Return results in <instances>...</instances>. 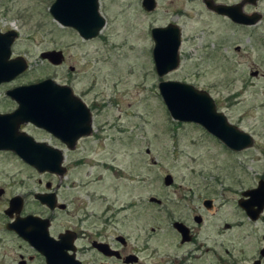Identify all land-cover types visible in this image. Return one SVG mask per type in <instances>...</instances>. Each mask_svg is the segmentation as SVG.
<instances>
[{"label":"rangeland","instance_id":"rangeland-1","mask_svg":"<svg viewBox=\"0 0 264 264\" xmlns=\"http://www.w3.org/2000/svg\"><path fill=\"white\" fill-rule=\"evenodd\" d=\"M203 1L156 0V9L146 13L140 0H101L106 25L96 38L85 41L50 17L47 9L52 0H0V28L17 33L12 57L28 64L9 87L46 79L57 84L72 80L73 92L95 108L94 126H118L126 144L133 143L119 156L123 168L128 169L136 156L141 158L143 179L147 174L159 179L168 174L178 189L191 186L196 190L200 184L197 175L218 174L222 186L218 183L207 190H245L255 175L264 172V42L259 44L257 39L264 27L257 29L255 40L246 39L241 32L235 35L230 21L208 11ZM247 8L264 16V0ZM169 23L181 30L180 63L175 71L158 78L150 30ZM236 45L239 51H235ZM53 50L64 54L63 66L40 59L42 53ZM254 71L260 76L252 77ZM160 81H178L207 92L230 124L253 137V146L233 153L199 126L173 121L158 92ZM9 87L0 88V111L11 108L3 100ZM37 173L14 154L0 152V188L5 190L0 197V264L12 247L3 213L7 200L23 192L21 184L27 178L35 179L29 182L34 186ZM225 175L232 179L225 180ZM163 188L161 180L153 186L144 183L141 189L146 195Z\"/></svg>","mask_w":264,"mask_h":264},{"label":"flooded vegetation","instance_id":"flooded-vegetation-1","mask_svg":"<svg viewBox=\"0 0 264 264\" xmlns=\"http://www.w3.org/2000/svg\"><path fill=\"white\" fill-rule=\"evenodd\" d=\"M208 1L214 6L222 5L204 0L206 9L212 13L206 6ZM258 1L234 0L231 5H223L233 10L240 8V13L247 19L256 17L257 20L252 24H242L214 14L229 20L235 35L241 32L246 39L255 40L257 29L264 27V23L258 27L264 16L255 10L248 12L247 6L255 7ZM100 2L98 0V13L106 25ZM50 6L47 9L49 15ZM169 25L175 24L155 28ZM9 31L12 30L0 28V34ZM263 37L264 34L257 36L259 44L264 42ZM234 49L240 50L238 45ZM61 54V62L54 65L56 67L64 65L65 57ZM13 59L11 52L9 60ZM68 70L74 73L73 67ZM251 76L257 77L260 73L254 71ZM16 78L1 83L0 88L9 87ZM68 81L67 84L56 83L70 90V94L58 96L56 107L72 109L74 100L78 101L82 111L84 107L88 113L90 131L76 139L69 134H63L60 139V135L56 137L31 123L19 125L18 135L58 151L61 159L58 172H38L34 186L29 182L35 179L27 178V182L21 184L23 192L7 200L5 210L9 208L10 201L17 197L21 205L18 213L12 212L9 216L4 214L7 218L6 234L12 243L4 264H264V172L255 175L247 189L237 192L227 188L207 190V186L221 185L222 176L218 174L197 175L200 184L196 190L191 186L184 190L178 189L168 174L160 176L161 179L158 175L147 174L143 179L140 157L134 156L128 169L118 163L119 156L129 145L121 137L123 130L114 125L96 128L92 114L94 106L86 104L81 96L76 95L72 90V80ZM28 85L31 84L12 85L5 90L3 100L11 108L0 111V115L11 114L18 108V103L7 92ZM69 99L71 101H67ZM71 111L79 113L78 110ZM66 121L60 123L66 124ZM25 128H30L32 132ZM34 133L47 138L42 139ZM0 152L16 156L12 151ZM125 170L129 173H124ZM166 177L171 178L169 185L165 184ZM224 178L228 180L232 176L225 175ZM161 180L163 189L151 190L146 195L142 192L144 183L153 186ZM0 189L3 196L5 190ZM245 193L249 194L244 196ZM242 204H248V212ZM27 218L29 224L21 230L27 233L31 241L24 239L14 226H10L18 219ZM6 225L10 229H6Z\"/></svg>","mask_w":264,"mask_h":264},{"label":"water","instance_id":"water-1","mask_svg":"<svg viewBox=\"0 0 264 264\" xmlns=\"http://www.w3.org/2000/svg\"><path fill=\"white\" fill-rule=\"evenodd\" d=\"M206 6L214 13L230 20H237L242 24H252L257 20L256 17L247 19L248 17L242 16L240 8L233 10L230 6H214L210 1L206 2ZM155 7L156 0H142L144 11L152 12ZM49 13L57 24L77 31L84 40L95 38L105 25L104 19L98 13V0H54ZM151 36L154 42L152 50L154 70L157 77L162 78L179 66L181 32L177 26L169 25L165 28L152 29ZM16 37L17 33L14 31L0 34V84L15 79L28 67L23 58L9 60L11 46ZM40 58L52 65H57L61 62L62 54L49 51L42 53ZM157 88L173 121L199 126L206 134L218 140L232 152H241L252 147V137L230 124L226 116L217 110L214 100L207 92L178 81H160ZM61 94H70V90L48 79L7 92V95L18 103V108L11 114L0 115V151H12L22 162L39 173L58 172L61 159L59 152L18 135V127L23 123H31L56 137L60 135V139L63 134L72 135L74 139L87 135L90 131L87 111L84 107L82 111V105L76 100L72 109L78 110V114L72 112V109L57 108L56 102ZM57 118H62L60 121L67 120L66 124L56 122ZM170 183L171 178L166 177L165 184ZM2 192L0 189V196ZM248 194L245 193L244 196ZM250 195H252L251 192ZM19 201L18 197L12 199L4 214L9 216L12 212L18 213L21 205ZM46 202L49 204L48 200ZM242 207L248 212V204H242ZM28 224L27 218L18 219L14 225L10 226H14L24 239L30 240V237L26 236L27 233H22L21 230L25 225L26 229ZM10 226L6 225V229H10ZM50 260L51 256L48 262Z\"/></svg>","mask_w":264,"mask_h":264}]
</instances>
